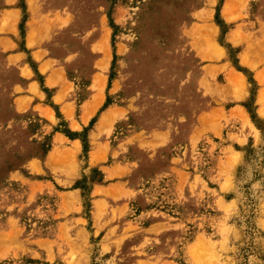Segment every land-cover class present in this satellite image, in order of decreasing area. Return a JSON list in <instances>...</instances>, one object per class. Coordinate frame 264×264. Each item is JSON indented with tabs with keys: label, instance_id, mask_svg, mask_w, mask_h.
I'll return each mask as SVG.
<instances>
[{
	"label": "rangeland",
	"instance_id": "rangeland-1",
	"mask_svg": "<svg viewBox=\"0 0 264 264\" xmlns=\"http://www.w3.org/2000/svg\"><path fill=\"white\" fill-rule=\"evenodd\" d=\"M0 264H264V0H0Z\"/></svg>",
	"mask_w": 264,
	"mask_h": 264
},
{
	"label": "crops",
	"instance_id": "crops-1",
	"mask_svg": "<svg viewBox=\"0 0 264 264\" xmlns=\"http://www.w3.org/2000/svg\"><path fill=\"white\" fill-rule=\"evenodd\" d=\"M27 34H28V33H26V37H27ZM244 49H245V45H243V46H242V49H241V51H240V52L242 53V52L244 51ZM41 62H42V63H43V62H45V58H44V59H42V60H41ZM52 71H53V69H52ZM52 71H50V72H52ZM50 72L48 73V75H47V76H49V75H50ZM29 85H30V84L28 83V84L26 85V87H29Z\"/></svg>",
	"mask_w": 264,
	"mask_h": 264
}]
</instances>
